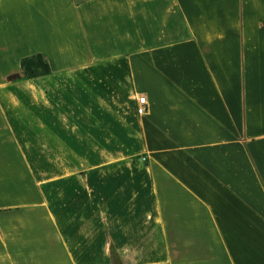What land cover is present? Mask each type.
<instances>
[{"label":"crops","instance_id":"0c3cea01","mask_svg":"<svg viewBox=\"0 0 264 264\" xmlns=\"http://www.w3.org/2000/svg\"><path fill=\"white\" fill-rule=\"evenodd\" d=\"M0 264H264V0H0Z\"/></svg>","mask_w":264,"mask_h":264},{"label":"trees","instance_id":"16d2710c","mask_svg":"<svg viewBox=\"0 0 264 264\" xmlns=\"http://www.w3.org/2000/svg\"><path fill=\"white\" fill-rule=\"evenodd\" d=\"M21 70L26 79L45 76L51 72L49 63L40 54L24 58L21 61Z\"/></svg>","mask_w":264,"mask_h":264},{"label":"built area","instance_id":"2783aa9c","mask_svg":"<svg viewBox=\"0 0 264 264\" xmlns=\"http://www.w3.org/2000/svg\"><path fill=\"white\" fill-rule=\"evenodd\" d=\"M148 112V105L145 97H140L138 100L137 113L139 115H145Z\"/></svg>","mask_w":264,"mask_h":264}]
</instances>
